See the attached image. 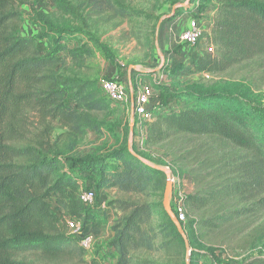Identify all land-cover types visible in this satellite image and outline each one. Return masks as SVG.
Instances as JSON below:
<instances>
[{
	"label": "trees",
	"instance_id": "1",
	"mask_svg": "<svg viewBox=\"0 0 264 264\" xmlns=\"http://www.w3.org/2000/svg\"><path fill=\"white\" fill-rule=\"evenodd\" d=\"M32 1L37 0H0V264H95L66 224L67 218L76 219L88 230L102 216L82 203V192L94 190L98 201V193L109 189L146 196L162 190L167 176L126 149L82 158L57 151L47 131L51 123L79 130L86 126L79 109L97 112L113 102L98 85L58 72L69 35L51 33L36 19L40 29L22 33L21 8ZM208 1L216 4L208 38L214 50L191 59L189 74L221 76L263 58L264 1ZM94 3L100 10L113 5L112 0ZM36 16L47 19L42 12ZM170 106L153 111L145 134L148 148L180 136L220 143V149L170 154L172 176L195 186L183 199L186 219L179 220L191 255L166 211L164 220L152 225L155 207L147 201L112 203L118 216L108 247L116 264H235L212 237L264 209V106L254 108L232 92L199 88L177 93ZM31 116L43 125L35 139L24 131ZM172 209L179 219L177 207ZM159 253L163 262L148 258Z\"/></svg>",
	"mask_w": 264,
	"mask_h": 264
},
{
	"label": "rangeland",
	"instance_id": "2",
	"mask_svg": "<svg viewBox=\"0 0 264 264\" xmlns=\"http://www.w3.org/2000/svg\"><path fill=\"white\" fill-rule=\"evenodd\" d=\"M112 3L110 8L100 10L94 0H37L21 8L24 35L35 34L41 25L51 33L69 35L63 63L58 67L61 75L88 82L96 88L105 80L120 81L131 93L128 103H111L110 108L92 113L79 109L86 120V126H80L79 130L51 123L47 131L57 151L68 157H105L123 149L126 154H140L146 165L171 176V207H178L185 196L194 192L195 186L188 180L172 176L170 154L194 148L220 149V143L213 139L180 136L162 147L148 148L146 131L144 133L142 123L132 115L137 92L142 85L151 87L156 107L160 108L169 107L177 93L189 88L222 90L243 96L247 104L257 108L264 106V57L236 66L221 76L190 75V61L207 50L208 38H203L198 46L188 51L184 50L187 46L180 43L179 33L192 18L200 22L206 35L211 33L214 2L112 0ZM40 12L45 13V22L37 19ZM35 19L41 25H36ZM101 95L106 98L102 92ZM69 104L75 103L69 101ZM42 130L43 125L35 116L28 119L24 128L28 139H35ZM165 187L146 196H129L117 189L101 191L98 202H104L107 209L99 219L106 220L108 210L112 211L114 221L117 219L118 211L112 205L116 200L147 201L155 207L152 225H159L164 220ZM212 240L228 251L227 257L235 264H264V209L248 222H238L215 233ZM96 252L88 256L91 263L95 258V264L108 260V255L99 260L101 257H97ZM148 258L157 263L164 261L160 253Z\"/></svg>",
	"mask_w": 264,
	"mask_h": 264
},
{
	"label": "built area",
	"instance_id": "3",
	"mask_svg": "<svg viewBox=\"0 0 264 264\" xmlns=\"http://www.w3.org/2000/svg\"><path fill=\"white\" fill-rule=\"evenodd\" d=\"M204 30L197 19H191L188 27L183 30L179 36L181 44L193 48L198 46L201 40L205 37L211 38V33L206 35ZM214 47L208 45L207 51L213 52ZM209 78L210 75H205ZM101 90L114 104H124L130 101L131 93L124 83L116 80H105L101 83ZM157 101L155 100L154 92L148 85H142L137 92L135 100L132 106V115L142 123L144 133L148 125L153 121V111L156 109ZM81 201L87 207L97 209L99 212H103L107 209V205L99 203L97 194L94 190L88 189L82 192ZM177 211L179 213V220L185 221V206L183 199L179 202ZM67 227L71 234L79 238L80 245L88 252H93L96 246V235L84 229L82 222L76 219L67 218Z\"/></svg>",
	"mask_w": 264,
	"mask_h": 264
},
{
	"label": "crops",
	"instance_id": "4",
	"mask_svg": "<svg viewBox=\"0 0 264 264\" xmlns=\"http://www.w3.org/2000/svg\"><path fill=\"white\" fill-rule=\"evenodd\" d=\"M188 24H189V21L187 20L186 25L183 28V30H185L188 27ZM183 30H181V31H183ZM181 31H180V33H181ZM180 33H179V36H180ZM185 48L186 49H184V50H188V51L191 50L190 47H185ZM113 222H114V218H113L112 211L108 210L106 220L103 219V221H101V219H97L95 224L88 228V231L93 232L96 235V247H97V249L94 251H97L96 252L97 257H101L99 260H101V259L104 260V257L106 255L109 256L108 260L104 261V263H102V264H116L117 263V259L115 257V252L113 250L109 249V247H108V243L113 238V232L111 230ZM100 264H101V262H100Z\"/></svg>",
	"mask_w": 264,
	"mask_h": 264
},
{
	"label": "water",
	"instance_id": "5",
	"mask_svg": "<svg viewBox=\"0 0 264 264\" xmlns=\"http://www.w3.org/2000/svg\"><path fill=\"white\" fill-rule=\"evenodd\" d=\"M172 191H173V181L171 179V176L168 175L167 181H166L165 193H164L163 206H164V209H165L168 217L170 218L172 223L176 226L179 234L184 239L185 244H186V248H187V253L189 256L190 248H189V242H188L187 235L183 229L182 224L180 223L179 219L177 218L175 212L173 211V209L171 207V193H172Z\"/></svg>",
	"mask_w": 264,
	"mask_h": 264
}]
</instances>
